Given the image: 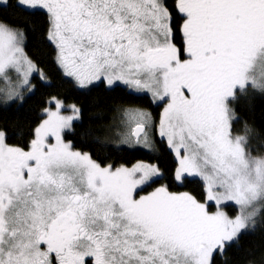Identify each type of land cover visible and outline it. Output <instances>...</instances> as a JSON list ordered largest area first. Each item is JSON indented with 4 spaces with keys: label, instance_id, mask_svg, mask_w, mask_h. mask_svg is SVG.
Wrapping results in <instances>:
<instances>
[{
    "label": "snow or ice",
    "instance_id": "1",
    "mask_svg": "<svg viewBox=\"0 0 264 264\" xmlns=\"http://www.w3.org/2000/svg\"><path fill=\"white\" fill-rule=\"evenodd\" d=\"M0 264H264V0H0Z\"/></svg>",
    "mask_w": 264,
    "mask_h": 264
}]
</instances>
